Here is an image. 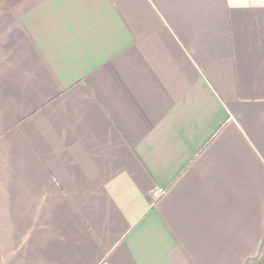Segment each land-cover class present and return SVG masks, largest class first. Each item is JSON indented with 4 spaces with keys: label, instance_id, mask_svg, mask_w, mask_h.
<instances>
[{
    "label": "crops",
    "instance_id": "crops-1",
    "mask_svg": "<svg viewBox=\"0 0 264 264\" xmlns=\"http://www.w3.org/2000/svg\"><path fill=\"white\" fill-rule=\"evenodd\" d=\"M263 234L264 0H0V264H244Z\"/></svg>",
    "mask_w": 264,
    "mask_h": 264
},
{
    "label": "trees",
    "instance_id": "trees-1",
    "mask_svg": "<svg viewBox=\"0 0 264 264\" xmlns=\"http://www.w3.org/2000/svg\"><path fill=\"white\" fill-rule=\"evenodd\" d=\"M244 264H264V234L257 255L253 258L247 259Z\"/></svg>",
    "mask_w": 264,
    "mask_h": 264
},
{
    "label": "built area",
    "instance_id": "built-area-1",
    "mask_svg": "<svg viewBox=\"0 0 264 264\" xmlns=\"http://www.w3.org/2000/svg\"><path fill=\"white\" fill-rule=\"evenodd\" d=\"M163 192H164V190H163L162 188L157 187V188H155V189L153 190L152 195H153V197L156 199V198H158L159 196H161V195L163 194Z\"/></svg>",
    "mask_w": 264,
    "mask_h": 264
}]
</instances>
